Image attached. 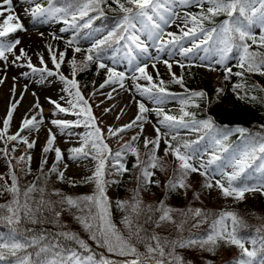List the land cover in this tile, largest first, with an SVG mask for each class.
<instances>
[{
  "label": "snow or ice",
  "instance_id": "obj_1",
  "mask_svg": "<svg viewBox=\"0 0 264 264\" xmlns=\"http://www.w3.org/2000/svg\"><path fill=\"white\" fill-rule=\"evenodd\" d=\"M19 2L24 7V14L30 16L33 21L40 23L57 21L65 25L60 28V32L72 30L74 34L65 42L66 49L72 47L74 53L80 52L82 49L76 46L75 42L81 35L90 41L80 65L76 64L74 58L68 61L72 68L71 80L59 72L61 64L65 62L66 52L56 53L50 45L49 56L55 71L47 67L43 56L39 57L42 67H36L26 56L23 48H19L17 54V46L21 44V40L9 39L15 33L26 30L19 15L15 13L13 0H0V62H3V68H0V85L6 82L7 70L11 67H27L31 73H39L40 83L44 82L46 77H57L65 85L63 91L70 97L66 99L67 106L48 97V102L53 105L52 116L63 114L75 116L76 119L53 118L50 123L60 129L62 134L67 130L69 137L79 138V146L68 149L69 160L80 161L91 157L96 161L92 176L85 181L95 183V193L71 197L54 190L52 195L61 198L53 201L45 199L46 189L38 188L34 183L23 190L21 199L18 178L14 171H10L11 184L8 185L6 181L5 185L0 186V195L7 193L10 196L6 203H0V228L4 229L0 231V264H194L179 250L199 248L215 254L217 246L221 243L225 247H235L238 250V255L229 264H264V228L256 230L260 234L257 239L242 235L241 230L246 229L248 225L236 213L221 212L213 215L209 231L195 235L190 232L189 226L198 228L207 223L210 214L206 211L200 208L177 210L168 206L164 200L156 206H145L140 199L141 189L146 191L150 185L161 186L159 180L152 179L155 175L154 170H165L162 158L157 155L161 143V127L168 130L163 133L165 137L175 133L170 139L166 138L163 141L166 145L164 156L170 155L178 164V168L173 169L172 177L164 185L166 194L173 192L179 194L182 191L187 196L191 187L187 182L188 177L194 173L205 178L203 188L218 189L225 198L243 200L248 192L264 194V181L259 185L248 183L254 171L264 173V136L253 135L243 127H218L211 118L197 121L195 114L186 111L183 106L187 105L191 98H205L207 94L204 91H192L188 98H184L170 92L166 87L169 83L185 87L183 75L177 76L172 72L173 64L182 70L186 65L183 60L170 61L162 57V54H165L168 57L179 56L188 60L201 49L205 52L212 51L217 57L214 64L225 67L224 79L228 80L232 75V69L227 67L225 62L230 59V54L238 52L239 68L264 75V0H111V3L109 0H19ZM112 5H115V8H112ZM189 6L197 7L199 12L185 11L181 16L177 11L178 8ZM105 7L118 12L119 16L106 34L97 36L95 33L100 30L93 29V23L106 17ZM221 15L226 19L217 24L215 18ZM206 23L213 26L206 27ZM173 25L177 27L178 32L167 30ZM84 29L92 31L84 33L82 31ZM256 29L259 30L258 34ZM186 40L188 46L184 43ZM253 46H256V50H253ZM9 55L13 59L9 60ZM199 59L204 61L206 57ZM22 60H26V64L19 63ZM106 61H111V64ZM161 61L171 76L170 81H165L159 72L157 65ZM90 63L96 64L97 75L100 74V70L105 71L106 78L98 90L119 85L121 89L134 91L154 105L153 108H149L143 99L135 100L138 112L134 119L118 128L111 126L108 128L109 137L120 138L126 131L137 127L140 133H143L144 124L149 122L147 114L154 113L159 127L153 124L155 138L144 137V147L148 149L151 145L144 160H140L139 149L134 146L140 134L133 136L130 142L115 151L105 142L102 130L97 126V118L92 114L91 106L75 79L77 70L86 69ZM118 63H126L132 74L117 70L114 65ZM200 66L207 67L210 71L216 70L212 64L201 63ZM149 67L155 71V76L148 71ZM242 74L236 73L237 76ZM21 75L27 76L28 73ZM12 79L15 81L16 77ZM128 79L132 81L130 88L125 87V81ZM140 81L145 83L142 84ZM238 87L240 85H235L233 91ZM10 91V103L0 128V142L4 144L0 152L5 157L8 155L9 142L23 143L28 149H33L36 141H29L23 133L38 132L45 119L43 107L37 99L32 107L39 110L38 113L26 114L18 131L9 134L14 112L24 99L23 92L19 94V99L16 98L15 84ZM185 91L188 92L187 89ZM112 92H116V89L113 88ZM216 92L219 96L223 89L218 88ZM106 95L108 100L113 98L111 92ZM237 95L240 99L244 98ZM61 99L65 100V97ZM251 99L254 100L255 97ZM170 100H179L182 105L179 116L169 114L162 107ZM104 111L107 113L112 109L105 108ZM116 119L119 120L120 116ZM81 126L89 131L84 133L74 131ZM181 128L193 132L203 130L204 135L194 141L173 145L171 141L178 139V130ZM233 133L240 134L242 147L237 148L227 143ZM205 139L211 149L207 153L209 158L206 163L201 160L197 166L192 161L202 155L199 144ZM55 140L56 136L49 128L46 145L42 151L45 154L55 152V162L49 172L58 173L57 178L63 181L65 173L58 169V165L64 157L62 150L54 147ZM193 145L197 147L193 148ZM15 150L13 144L11 151ZM128 154L136 158L132 168L138 169L139 175L136 177L137 187L130 199L116 201V207L125 213L121 220L127 233L125 235L111 219L106 194L109 181L105 176L109 167L118 176L129 172L124 162ZM31 159V155L26 154L21 156L18 162L26 160L30 172ZM109 161L112 162L111 165ZM45 163L46 158L41 161V172ZM213 165L216 166L215 169H212ZM9 168H12L11 161ZM192 191L193 198H198L196 190ZM36 192L40 194L38 199L33 196ZM177 213L180 216L179 220L176 218ZM63 214L70 215L98 248L123 259L97 256L84 239L69 229L67 224L62 223ZM47 225H52L56 231L48 229ZM168 225L173 226L170 235H161L157 231ZM248 244L251 247L246 246Z\"/></svg>",
  "mask_w": 264,
  "mask_h": 264
},
{
  "label": "rangeland",
  "instance_id": "obj_2",
  "mask_svg": "<svg viewBox=\"0 0 264 264\" xmlns=\"http://www.w3.org/2000/svg\"><path fill=\"white\" fill-rule=\"evenodd\" d=\"M13 8L15 13L19 15L21 23L25 26V31H20L15 33L13 36L9 37V39L19 38L21 40V44L17 46V54H19V48H23L26 52V56L31 59V62L36 67H42L40 64V56H43L46 61L47 67L50 70L55 71L54 65L49 56L48 46L50 45L52 50L56 53L65 51V62L61 64L59 72L63 74L67 79L71 80L72 77L67 73L68 69V61H70L73 57L84 54V46L87 41L84 39L79 40L76 43V46H79L82 50L78 53L73 52L72 47H65V32H60V28L65 27L62 23L57 21H51L47 23H40L38 21H33L30 16H26L24 14V7L21 6L19 0H13ZM177 11L183 16L185 11L189 12L187 8L180 9ZM168 31L178 32V29L175 25L171 28L167 29ZM258 34L259 30H255ZM43 34V35H41ZM97 36L102 34L100 30L98 33H95ZM53 36L60 37L59 39H54ZM185 45L188 46V41H184ZM164 59L172 60H182V57H168L165 54H162ZM199 57H206L204 61H201ZM217 57L213 55L212 51L205 52L203 49L196 52L192 57H190V62H192L199 70H207L209 72V77L216 89H223V92L219 95V102L223 105H231L236 98L242 94L243 89L238 87L236 91H233V87L238 85L234 80L226 81L224 79L225 75V67L221 65H215L214 60ZM13 59L11 55H9V60ZM26 60H22L19 63L26 64ZM111 64V61H106ZM150 63V62H149ZM203 64H212L216 70L210 71L207 67L200 66ZM233 63L232 59H228L225 64L230 66ZM94 65L95 71V85L93 88V106L94 111L93 115L97 118V126L99 128L104 129V138L105 142L109 145L110 148L121 145L124 142H130L131 138L137 134H140L139 140L135 143V147L139 149V157L140 160H144L147 152L151 149V145L148 149L144 147V137H148L150 139L155 138L156 132L153 128V124H157V118L154 113H148V121L144 124V131L140 133V129L133 128L122 134L120 138L109 137L108 136V128L111 126L112 128H118L121 125L129 123L132 119H134L135 115L138 112L137 104L135 100H141L145 102V104L149 108H153L154 105L147 101L146 98H141L134 91H126L121 89L119 85H111L102 90L99 89V85L103 83L106 78L105 71L100 70V74L97 75L96 64ZM117 70L125 71L129 75H131V69L127 66L126 63H118L114 65ZM159 72L161 73L162 78L165 81L171 80V76L168 73L166 66L161 61L157 65ZM0 68H3V62H0ZM148 71L155 76V71L149 67ZM172 72H174L177 76L182 75V69L173 64ZM21 73H28L27 76H22ZM12 77H16V80L13 81ZM41 80L39 73H31V70L27 67H11L7 70V80L3 85H0V128H2V121L6 115L7 108L11 99V88L13 84L16 86V98L19 99V94L21 92L24 93V99L14 112V115L11 120L9 134H14L18 131L22 118L25 117L26 114L34 115L37 114L39 110L34 109L32 106L38 99L40 104L43 107V116L44 123L40 126L39 131H25L23 133L24 136L27 137L29 141H36L35 147L33 149H28L27 146L23 143L19 142H9L8 144V155L5 157L2 152H0V182L5 185L11 184V179L9 176L10 168H9V158L15 159L17 165L20 167L21 172L27 181H29L30 185L37 184L38 181L42 178H51L56 187L60 189L61 192H87L91 195L95 193V183L94 182H85L86 178L92 176V173L95 170L96 161L92 160L91 157L80 160L73 161L69 160V152L68 149L71 147L79 146V138L76 136L69 137L67 132L58 133L56 131L57 127L51 125L50 121L53 118L59 119H68L75 120V116H64L63 114H59L57 117L52 116L53 105L48 102V97L56 100L61 103L63 106H67L66 99L70 98L68 93L63 91L65 85L59 81L57 77H46L44 82L40 83ZM140 83H145L144 81H140ZM27 86V91H25V87ZM132 86V81L130 79L125 81V87L130 88ZM49 87H52L55 91L53 93L45 92ZM115 88L116 92H112V89ZM175 90L178 91L179 85L174 86ZM75 91L74 89L72 90ZM45 92V93H43ZM112 93V99H107V93ZM35 93V95H33ZM95 93V94H94ZM61 97H65V100H62ZM165 111L172 115H180V106L175 100L168 101L165 105H163ZM105 108H110L112 111L105 112ZM123 110V111H121ZM120 116V119L117 120L116 117ZM188 119V118H186ZM197 121L200 119L195 118ZM101 126V127H100ZM159 127V125L157 124ZM51 128L52 132L56 136V140L54 142V147H59L62 151L66 150L67 152L63 153V161L58 165V169L60 171H64V180L60 181L58 177V173H50L49 169H51L53 163L55 162V152L50 151L47 154L43 153L42 149L46 145V140L48 137V129ZM89 129L81 126L80 128L74 129L75 132L84 133ZM166 131L161 128V143L160 147L157 151V155L161 156L164 154V149L166 145L164 144V139H170L172 134L170 133L167 137L163 135ZM201 135H204L203 130L201 132H193L189 129L181 128L178 130V139L175 141H171L173 145L177 143H183L184 141H194L197 140ZM15 144V152H12V146ZM231 145V144H230ZM199 146H203L202 149H199L201 154L197 156L192 163L199 166L201 160L205 163L209 158L208 152H210V148L208 147V141L202 140L200 141ZM4 148L3 142H0V149ZM196 148V147H195ZM26 154H30L32 159L30 162L31 171H28V162L25 160L23 162H18L21 156H25ZM46 158L47 163L43 166V172H41V161ZM136 158L131 154H128L125 157L124 162L126 163L127 168L130 170L127 173H124L122 176H118L115 174V171L112 170V173L109 174V183L106 186V194L108 197V201L110 204V212L112 216H115V221L120 215L119 209L116 207V201L122 200L128 196V193L132 187H134V183L136 182L135 175H132V165L135 163ZM65 164L67 168H65ZM215 165H213L212 169H215ZM155 175L152 177L153 180L157 178L158 170H154ZM219 177H217L218 179ZM188 180L192 182L199 183V197L202 200L210 201L221 207H233L237 205H242L246 208L253 207L259 204L260 195L264 194L261 192H248L246 193L245 199L237 200L233 197L225 198L223 197L218 189H206L203 188L202 185L205 183V178L199 176L198 173L190 174ZM112 181H117L116 183H112ZM75 186H72V184ZM259 185V184H254ZM182 191L177 194L175 192L171 194H166L167 196L164 198V201L168 203L169 206L177 209L179 204L182 202ZM160 190L155 185H150L148 189L145 191L141 189L140 197L144 200H158L161 197ZM264 201V200H263ZM264 203V202H263ZM168 227V226H166ZM161 231H167V228L161 229ZM246 246H249L246 245ZM192 251L197 252L202 259L204 260V264H212L216 259L225 256L226 254L232 252H238L235 247H225L222 243L219 244L215 250V254L203 251L199 248L191 249ZM185 251V250H182ZM106 256H114L113 254L107 253L104 251Z\"/></svg>",
  "mask_w": 264,
  "mask_h": 264
},
{
  "label": "trees",
  "instance_id": "obj_3",
  "mask_svg": "<svg viewBox=\"0 0 264 264\" xmlns=\"http://www.w3.org/2000/svg\"><path fill=\"white\" fill-rule=\"evenodd\" d=\"M109 3H111V0H109ZM112 8H115V5H112ZM187 10L191 13H197L199 12V9L195 6H189L187 7ZM106 13V17H102L99 20L94 21L93 23V29H99L102 31V34H106L107 30H110L115 22L116 18L119 16L118 12L112 11L109 8L105 7L104 9ZM226 19L225 16L221 15L219 17L215 18V22L219 24L222 20ZM206 27H212V24H205ZM84 33H87L89 29L82 30ZM66 33V40H69L73 36V31L68 30ZM101 34V35H102ZM85 39L83 35H81L79 39ZM77 40V41H78ZM76 41V42H77ZM75 42V43H76ZM250 43V42H249ZM90 46V41L88 40V43L84 47V54L78 55L76 57H73L76 61L77 65H80V63L84 60L85 51ZM253 50H256V46H253ZM73 58L70 60L72 61ZM230 58L232 59L233 63L228 66L232 69V75L229 77L226 81H232L234 80L238 85H240V88L243 89L242 94L240 96H243V99L236 98V100L231 105H223L219 102V96H217L216 87L211 81L209 77V72L207 70H199L193 63L190 62V58L188 60L184 61L186 67L182 70V75L184 77V88H181L179 85L178 91L175 90L174 86L177 84L169 83L166 85L168 90L172 93L178 94L179 96H183L184 98H188L189 93L192 91H204L207 95L205 98H191L189 100V103L187 105H184V109L186 111L192 112L195 114V118H198L200 120L205 118H211L215 124L218 127L227 126L229 128H235V127H243L248 130L249 133L253 135H262L264 136V75H261L259 73L255 72H249L244 69H241L238 67L239 64V53L233 52L230 54ZM242 72L243 74L240 76H237L236 73ZM67 73L72 76V68L70 64L68 63V69ZM73 78V76H72ZM75 79L78 82L80 91L82 92L83 96L88 100L89 105L91 106V109H94L93 106V88L95 85V71L93 63H90L86 69L77 70ZM170 81V80H169ZM185 89L188 90V92L185 91ZM251 97H255V99H251ZM179 105L180 108L182 105L179 103V100H175ZM195 105H199V107H196ZM101 127V126H100ZM162 130L168 131L166 128L161 127ZM102 133H104V129L101 127ZM58 133H61L60 129H56ZM89 131V130H88ZM64 132H67V130H64ZM126 142L122 143L119 146L112 147L111 149L113 151L121 148L122 145H124ZM228 144H231L234 147H242V138L239 133H233L229 140L227 141ZM197 147V145H193V148ZM203 146H199V149H202ZM64 152H67L66 150L62 151V154ZM145 156V154L143 155ZM162 158V163L164 164L165 170L157 172V178L155 180H159L161 186L156 187L160 190L161 197L158 200H144L140 197L142 203L147 205L156 206L161 200H164V198L167 196L165 192L164 185L167 184L168 180L173 175V169L178 168V164L174 161V158L170 155L165 157L164 154L159 156ZM9 161H11L12 168L10 171H14L15 175L18 178V184L21 189V199H23L22 193L23 190L30 185L29 181L24 178L20 167L17 165L15 159L9 158ZM111 161H109V165H111ZM213 167V166H212ZM112 170L109 167V170L106 173L105 179L109 181L110 172L112 173ZM132 175H135V179L137 175H139L138 169H132ZM262 181H264V173L261 172H253L251 179L248 181L250 184H260ZM191 187L188 191L187 196H185L182 193V202L179 204V207L177 210L186 211L189 208H200L207 213H209V221L207 223L202 224L198 228H191L189 226V230L191 233L195 235H202L205 232L209 231V225L211 222V219L213 218V215H218L221 212H234L236 213L247 225L248 227L246 229L241 230L242 235H246L250 238L257 239L260 234L257 233L258 228H264V199L263 196L260 195L259 204L246 208L242 205H237L233 207H221L218 206L210 201L202 200L199 197V183L192 182L191 180L187 181ZM134 187H132L128 193V196L122 200L127 201L130 199L131 194L134 189L137 187V179L134 183ZM38 188H45V199H51L53 201L59 200L61 197L57 195H52L54 190H59L58 187L55 186L51 178H42L38 181L36 184ZM0 186H3V184L0 182ZM193 189L196 190V196L198 198H193ZM60 193L64 196H71V197H79L83 195H91L90 193L85 192H61ZM39 193H33V196H35L37 199L39 198ZM10 199V196L5 193L3 195H0V203H6ZM166 202V201H165ZM168 205V203L166 202ZM169 206V205H168ZM175 209V208H174ZM75 211V209H73ZM120 215L118 216L117 220L115 221V216L113 217L111 214V219L113 223L117 225V227L121 230L123 234H127L126 230L123 228V225L121 224V220L125 213L121 212L119 210ZM176 218L179 220L180 216L177 213ZM62 223L67 224L68 228L72 231L76 232L82 239H84L92 248L93 252L97 254V256L104 255L108 259H123L118 258L115 256H106L104 254L105 249L98 248L95 243L88 239L87 233H85L81 227L71 218L68 214L62 215ZM192 223H195V221H192ZM48 229H51L52 231H56V229L53 228L52 225L46 226ZM172 225H168L167 231H161V229H157L158 232H160L161 235H170L172 231ZM0 231H4L3 228H0ZM248 247H251L249 244ZM142 250V249H141ZM182 255L185 256V258L189 261H193L194 264H204V260L202 257L195 251H192L191 249L182 251L179 250ZM238 255V252H232L229 254H226L223 257H220L216 259L212 264H229L230 261L233 260L234 257Z\"/></svg>",
  "mask_w": 264,
  "mask_h": 264
},
{
  "label": "bare ground",
  "instance_id": "obj_4",
  "mask_svg": "<svg viewBox=\"0 0 264 264\" xmlns=\"http://www.w3.org/2000/svg\"><path fill=\"white\" fill-rule=\"evenodd\" d=\"M55 90L52 88V87H49L48 90H46L45 92H50V93H53ZM43 92V93H45Z\"/></svg>",
  "mask_w": 264,
  "mask_h": 264
}]
</instances>
